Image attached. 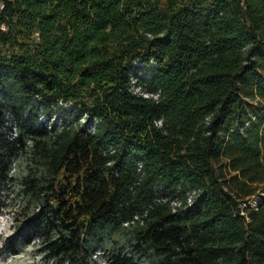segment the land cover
<instances>
[{"label": "trees", "instance_id": "trees-1", "mask_svg": "<svg viewBox=\"0 0 264 264\" xmlns=\"http://www.w3.org/2000/svg\"><path fill=\"white\" fill-rule=\"evenodd\" d=\"M0 3V185L38 152L59 255L122 224L109 264H264V0Z\"/></svg>", "mask_w": 264, "mask_h": 264}, {"label": "rangeland", "instance_id": "rangeland-1", "mask_svg": "<svg viewBox=\"0 0 264 264\" xmlns=\"http://www.w3.org/2000/svg\"><path fill=\"white\" fill-rule=\"evenodd\" d=\"M259 108L264 111V105L259 104ZM10 173L9 182L0 185V264H83L70 254L56 252V243L63 233L61 224L44 196L26 187L25 177H37L39 182L47 180L38 152L29 147L16 149ZM260 199L259 194H254L245 203L257 206ZM135 244L133 227L122 224H96L83 234L87 264H109L112 253H133L137 250ZM136 254L138 264L159 259L151 249Z\"/></svg>", "mask_w": 264, "mask_h": 264}, {"label": "built area", "instance_id": "built-area-1", "mask_svg": "<svg viewBox=\"0 0 264 264\" xmlns=\"http://www.w3.org/2000/svg\"><path fill=\"white\" fill-rule=\"evenodd\" d=\"M0 7H1V3H0ZM144 95L148 96V95H150V93H144ZM63 105L64 106L66 105L65 107H67V108L70 107V104H68V103H63ZM12 118H13L12 115H11V117L9 115V119H12ZM82 119L85 121V118H82ZM59 123H60V121H59ZM13 130H15V127H13ZM194 195H195V192L189 193L188 199H187V204L192 202ZM162 199L169 200L174 210H177L179 207H182L184 205L183 202L180 200V198H176V197L170 198L167 196V197H163ZM137 219H138V215H135V217L133 219L126 220L124 222V224L130 225L131 223H134Z\"/></svg>", "mask_w": 264, "mask_h": 264}]
</instances>
